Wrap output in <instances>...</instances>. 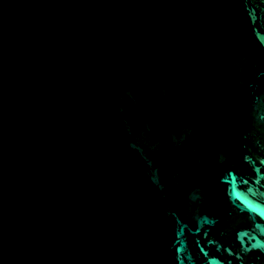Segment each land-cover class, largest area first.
Segmentation results:
<instances>
[{"label":"water","instance_id":"water-1","mask_svg":"<svg viewBox=\"0 0 264 264\" xmlns=\"http://www.w3.org/2000/svg\"><path fill=\"white\" fill-rule=\"evenodd\" d=\"M264 257V0H0V264Z\"/></svg>","mask_w":264,"mask_h":264},{"label":"flooded vegetation","instance_id":"flooded-vegetation-1","mask_svg":"<svg viewBox=\"0 0 264 264\" xmlns=\"http://www.w3.org/2000/svg\"><path fill=\"white\" fill-rule=\"evenodd\" d=\"M252 261L254 264H264V257L262 256H253Z\"/></svg>","mask_w":264,"mask_h":264}]
</instances>
